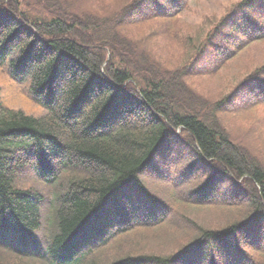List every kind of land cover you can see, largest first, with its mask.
Here are the masks:
<instances>
[{"label": "trees", "instance_id": "obj_1", "mask_svg": "<svg viewBox=\"0 0 264 264\" xmlns=\"http://www.w3.org/2000/svg\"><path fill=\"white\" fill-rule=\"evenodd\" d=\"M97 1L0 0V63L30 81L45 110L35 117L0 102V264H264V144L222 120L264 129L251 115L264 109V63L219 98L188 83L264 42V0H236L192 38L174 22L193 0ZM151 21L147 35L181 36L180 63L133 28ZM160 158L196 179L186 194L170 186V205L141 177L166 171ZM24 169L58 187L45 223L47 193L19 185ZM180 202L235 211L203 224L181 215ZM176 220L194 234L176 252L127 251Z\"/></svg>", "mask_w": 264, "mask_h": 264}, {"label": "rangeland", "instance_id": "obj_2", "mask_svg": "<svg viewBox=\"0 0 264 264\" xmlns=\"http://www.w3.org/2000/svg\"><path fill=\"white\" fill-rule=\"evenodd\" d=\"M235 1L236 0H193L190 3L189 9L176 18L174 23L177 28L183 32V34H189L192 38L193 32L195 33L198 30H203L211 19L217 18L225 9L228 8L230 4ZM101 2L107 6L111 4V1L108 3L109 0H101ZM90 3L92 4V7L96 9L95 7H97L96 5L99 2L97 0H90ZM112 3H114V0ZM137 13H141V11H136V14ZM156 26H158L157 23L155 21H151L133 28L140 33V36L144 35L147 39H150L151 47L158 57L164 60L174 61L175 64L180 63L188 53L187 49L182 44L184 41H181V36L168 39L164 38L167 37L166 35H164V37L158 36L157 38L147 35L148 31L153 30ZM129 30L130 28H127L126 32ZM208 56L209 53H207L204 57H201V65L206 63V58ZM262 63H264V42H259L250 45L245 50L240 52L235 58L227 61L215 74L210 76H194L189 79L188 83L191 88L203 95L219 98L222 95V92H226L234 82L243 76L246 70H251V68L253 69L255 66ZM241 101H243V98ZM0 102L13 110H19L27 115L35 117L45 113L44 107L38 103L31 94L30 81L28 79L18 81L10 75L8 60L0 63ZM251 115L255 116L253 121L255 123L253 125L260 121V125L264 126V109L256 110L251 113ZM248 119L249 117L241 120L240 118L234 116H222V120L225 124L227 126H232L235 132L250 134L257 146L263 145L264 129L261 130L262 128L258 129L257 127L256 130H252L253 127L251 129ZM136 122L138 123L139 120H133L132 124L136 125ZM183 154L184 152L181 151L180 156H183ZM157 164L161 169H165L166 171L161 173L158 169L153 171L147 170L141 177L144 180L143 182L147 189L154 197H156V201H161L164 204L170 205L171 202L174 201V197L172 198L173 192L169 190V187L173 186V188L179 192L186 194V191L195 183L196 179L192 176V174L190 176H187L185 172H183V174H179V168L182 166L180 163L178 165L172 164L171 167H173V170L167 169L168 164H166L162 158H160ZM67 176L68 175H66V177ZM18 180L21 187L34 188L43 193H47L46 202L42 206L43 223H45V217L49 213V199H51L50 197L57 192L58 187L49 186L47 182L35 176L31 169H24ZM173 183L177 184L173 185ZM223 192L229 193L231 191L225 187L223 188ZM180 203L181 205H178L177 210L181 215H190L193 219L203 224H225V220L233 215V212L235 211V209L229 210L219 207L183 205L182 202ZM176 221L180 225V221ZM174 223L169 224L166 231L162 230L161 233L156 232L142 235V238H139V240L136 241V246H133L132 244L129 246L127 251H134V248L139 245V247H144V249H153L152 251L158 253L176 252L179 249V246L194 234L191 232V226L180 225L179 228H177L178 224L175 225ZM182 226L185 228L181 229ZM166 232H169L172 235L170 236ZM36 233L37 236H42L43 233L45 234L44 224L41 229L36 231ZM163 233H166L167 236L163 239L159 238L158 236ZM124 243L125 242L121 243L120 246H123ZM116 251L113 250L112 253H109L110 255L106 256H112V254L119 255Z\"/></svg>", "mask_w": 264, "mask_h": 264}, {"label": "bare ground", "instance_id": "obj_3", "mask_svg": "<svg viewBox=\"0 0 264 264\" xmlns=\"http://www.w3.org/2000/svg\"><path fill=\"white\" fill-rule=\"evenodd\" d=\"M51 222V221H50Z\"/></svg>", "mask_w": 264, "mask_h": 264}]
</instances>
